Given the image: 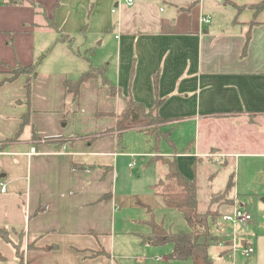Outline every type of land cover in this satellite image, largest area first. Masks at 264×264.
Segmentation results:
<instances>
[{
  "label": "crops",
  "instance_id": "crops-1",
  "mask_svg": "<svg viewBox=\"0 0 264 264\" xmlns=\"http://www.w3.org/2000/svg\"><path fill=\"white\" fill-rule=\"evenodd\" d=\"M5 2L0 3V82L18 64H35L55 43L64 47L66 60L71 58L68 42L59 43L60 34L48 27L47 16L53 17L62 34L73 40L72 46L82 35L102 38L101 47L106 36L116 41V71L106 67V78L109 75L116 86L117 97L110 95L101 79L91 81L99 82L118 112L114 107L98 111L96 117L111 121L95 135L67 132V124L62 126L66 118H54V110L40 96L30 107L26 104L20 88L27 76L0 85V182L7 184L6 193L0 188V228L9 232L12 242L0 239V264H19L17 250L23 253L24 264H117L120 255L114 235L121 207L113 172L117 173L119 158L164 157L158 150L127 153L116 131L106 133L115 127L128 99L147 108L162 100L156 111L165 120L162 128L182 125L204 130L201 142L193 141L176 154L187 159L196 173L200 158L207 159L203 164L210 163L208 158L216 163L224 159L225 166L233 156L264 158V0ZM201 17L211 23L201 24ZM82 74L61 78L58 89L65 100L69 98L66 80ZM42 78L35 80L36 95L46 89ZM81 94L82 89L76 102L69 98L71 104L64 103L65 109L74 105L69 110L76 112ZM29 111L23 136L8 143L21 131ZM233 127L250 128L257 143L247 139L248 133L241 151H230L222 129L230 132ZM130 131L150 136L143 129ZM134 166L135 161L129 164L131 169ZM150 234L140 246L151 244ZM242 245L255 249L254 264H264V231ZM223 253L235 255L231 248Z\"/></svg>",
  "mask_w": 264,
  "mask_h": 264
},
{
  "label": "rangeland",
  "instance_id": "rangeland-1",
  "mask_svg": "<svg viewBox=\"0 0 264 264\" xmlns=\"http://www.w3.org/2000/svg\"><path fill=\"white\" fill-rule=\"evenodd\" d=\"M79 37L73 46L66 45L72 54L69 60L65 59L64 47L56 45L55 42L51 46L53 48L51 56L46 57L38 68L39 75L43 76L41 86L46 89L42 93L38 91L36 95L34 82L31 104L35 98L40 96L44 102L48 103L47 107L51 111L54 110V118H58V116L61 119L66 118L67 121L62 123V126L67 124L64 128L67 132L95 135L104 129L103 123L108 124L111 121L109 117H96V113L101 112L104 108L114 107L113 99L109 101L107 97H104L98 81H91L90 84L82 88L80 106L75 112L72 111L73 108L69 110L74 105L65 109L64 103L71 104V99L65 100L62 89L60 87L58 89L60 86L58 83L62 77L73 78L88 71L89 63L96 67L105 66L109 71L111 68V72H115L116 41L109 40L106 36V43L101 47L102 38L91 36L85 38L84 35ZM108 76L107 78L110 80ZM48 86H50L49 89ZM20 89L25 91L27 98L26 81ZM75 108L78 106L75 105ZM113 109L117 111L118 107ZM64 115L66 116L64 117ZM162 129L167 134L171 133L169 140L162 138L158 142L154 137L144 133L126 131L122 136L121 147L125 152L134 154L151 153L158 150L160 156L176 159L179 171L197 183L199 212L210 213L214 217H209V228L212 234L209 254L213 263L254 264L256 255L245 256L242 253V241H249V237H255L260 231H264V158H235L233 156L227 166L224 165V159H221L220 163H216L214 162L215 158H208L210 163L203 164L207 159L200 158V165L196 173L195 170L188 167L187 159L180 158L176 154L183 153L182 148L194 144L193 141H195V145L201 142L204 130L199 131L197 126L182 125H170L169 128ZM222 130L226 139L228 137V141L225 143L230 151L234 149L241 151L242 143L247 142L245 134L248 133L247 139L251 143H257L255 132L252 133L250 128L233 127V131L230 132L224 128ZM263 130L264 128H262ZM28 132L29 128L25 135ZM23 134L19 136H23ZM233 142L234 144H232ZM133 161H135V166L131 169L129 164ZM114 173L118 207H121L120 213L116 215L114 235L116 248L120 255L117 264H191L186 261L169 259L173 248L171 244L154 246L146 241L144 245L140 246V241L143 242V239H147L151 233V228L146 224L149 220L154 219L158 223H163L167 229L173 232L188 229L183 214L176 209L169 208L165 203L164 194L181 190L175 182L168 180L169 167L167 164L162 161L161 157L156 160L151 157H122L119 158L117 173ZM231 177L235 184L227 191ZM233 200L239 203V207L247 209L253 215V220L248 224L225 226L221 230L220 226L225 225L223 216L230 215L235 210ZM122 233L124 235L126 233V235L124 236ZM233 238L237 240L238 252L231 256L224 255L223 251L233 247V243L225 244V241L232 242ZM141 258H146L148 262Z\"/></svg>",
  "mask_w": 264,
  "mask_h": 264
},
{
  "label": "trees",
  "instance_id": "trees-1",
  "mask_svg": "<svg viewBox=\"0 0 264 264\" xmlns=\"http://www.w3.org/2000/svg\"><path fill=\"white\" fill-rule=\"evenodd\" d=\"M7 2H1L6 4ZM263 6V5H262ZM261 6V7H262ZM47 14V13H46ZM48 27L60 34L58 42H68L69 46H72L73 40H68L66 35H63L60 28L54 22L53 17L47 16ZM52 49H49L40 59L33 65L23 66L18 64L15 68L11 69L10 76L4 78L0 82V85L6 83H12L21 76H27L26 89L28 106H31L32 98V85L38 78V68L43 60L48 57ZM246 49L244 50V52ZM94 79H101L102 86L107 87L110 90L112 97H117L118 90L114 84H112L106 78V67H96L91 64L88 72L82 74L77 80L68 79L65 82V89L67 97L71 98L73 102H76L80 97L82 86ZM162 105V100H157L154 108H147L143 103L137 102L134 99H128L125 101L123 110L116 116V125L109 132H117L118 140H122V136L126 131L143 129L148 134L154 137L158 142L162 138L169 140L170 134L162 131V125L165 120L162 119L156 113L157 109ZM30 111L27 113L22 122L21 131L12 139L7 142H15L19 139V135L23 129L30 123ZM102 117V116H101ZM98 118H100L98 116ZM96 138H92L91 142ZM162 161L169 167V173L167 174L168 180L180 187V191L164 194L165 203L169 208H173L181 212L187 222L188 229L179 232H173L165 227L163 223H158L152 219L146 222L151 228L150 242L154 246H162L166 244L173 245V251L169 256V259L173 261H191L192 264H214L210 254V242L212 240V234L209 228V217H213L210 213H200L198 210L197 200V183L195 180L186 178L178 169L176 159H169L161 157ZM234 186L233 177H231L227 191ZM158 194V193H157ZM214 218V217H213ZM0 239L6 242L12 243L10 240L9 232L0 228ZM19 264H24V256L19 250H17Z\"/></svg>",
  "mask_w": 264,
  "mask_h": 264
},
{
  "label": "built area",
  "instance_id": "built-area-1",
  "mask_svg": "<svg viewBox=\"0 0 264 264\" xmlns=\"http://www.w3.org/2000/svg\"><path fill=\"white\" fill-rule=\"evenodd\" d=\"M124 1L127 4H133L134 3V0H124ZM1 2H5V0H0V3ZM113 12H115V10H113ZM200 23L201 24H204V23L209 24V23H211V20L208 17H201ZM34 153H35V149L32 150V154H34ZM0 188H1L2 193H6L7 184L0 182ZM252 220H253V215L251 213H249L247 211V209L239 207V204L235 205V210L232 214H230V215L227 214V215L223 216V221L227 224V226H231V225L235 226L237 224H248ZM226 243H229V244L233 243V247L231 248V251L234 254H236L238 252V250L236 248V244H237L236 238H233L232 242L227 240V241H225V244ZM254 252H255V249L253 247L243 246V248H242V253L247 257L254 254Z\"/></svg>",
  "mask_w": 264,
  "mask_h": 264
}]
</instances>
